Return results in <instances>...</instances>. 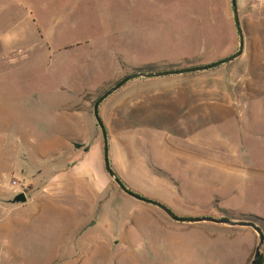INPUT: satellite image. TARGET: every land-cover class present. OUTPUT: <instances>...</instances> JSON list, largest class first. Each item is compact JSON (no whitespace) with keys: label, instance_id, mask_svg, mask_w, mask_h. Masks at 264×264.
<instances>
[{"label":"rangeland","instance_id":"1","mask_svg":"<svg viewBox=\"0 0 264 264\" xmlns=\"http://www.w3.org/2000/svg\"><path fill=\"white\" fill-rule=\"evenodd\" d=\"M238 5L240 57L147 80L152 90L168 83L164 120L147 105L149 90L131 93L140 78L100 105L114 171L178 216L264 220V0ZM239 45L232 0H0V240L9 264H250L253 228L174 221L125 193L104 159L103 181L101 152L100 169L87 156L93 176L68 175L104 142L94 104L110 87L136 69L206 65ZM22 192L27 202L13 203Z\"/></svg>","mask_w":264,"mask_h":264},{"label":"water","instance_id":"2","mask_svg":"<svg viewBox=\"0 0 264 264\" xmlns=\"http://www.w3.org/2000/svg\"><path fill=\"white\" fill-rule=\"evenodd\" d=\"M232 8H233V14H234V20L235 24L237 27V31L239 33L240 37V45L239 49L232 55L227 56L223 59H220L216 62L209 63L206 65H195V66H188V67H183V68H177V69H171V70H166V71H156V72H147V71H142L140 69H136L134 72L130 73L129 75L125 76L123 79L118 81L115 85L110 87L105 93H103L95 102L94 104V116L97 120L98 126L100 127L102 131V137L104 141V163H105V168L107 172L109 173L110 177L117 183V185L128 195L131 197L154 205L161 210H163L172 220L177 221V222H182V223H195V222H213L216 224H227L230 226H246V227H251L253 228L259 235V242L256 246L255 249V254L254 257L251 261L250 264H259L260 258L262 256V246L264 244V220L257 217V216H250L245 219H231L227 216H222V217H211V216H201V217H182L178 216L176 213H174L169 207L166 205L151 199L147 198L129 187H127L123 181L120 179V177L117 175V173L114 171L111 161H110V155H109V147H110V142H109V135L107 132V128L105 126V123L100 115V105L101 103L110 95H112L115 91L123 87L127 82L130 80L136 79V78H153V77H161V76H168V75H178V74H185V73H191V72H199V71H206L212 68H215L217 66H220L222 64L231 62L238 57H240L245 48V33L242 27V23L240 20V15H239V5H238V0H232ZM28 200L27 194L25 192L19 193L14 197L12 200L13 203H26ZM260 221L263 222L261 225Z\"/></svg>","mask_w":264,"mask_h":264},{"label":"crops","instance_id":"3","mask_svg":"<svg viewBox=\"0 0 264 264\" xmlns=\"http://www.w3.org/2000/svg\"><path fill=\"white\" fill-rule=\"evenodd\" d=\"M153 78H155V77H153ZM149 79H152V78H142V79L140 78V80H146V81H133V82H135V84L132 86L134 88L131 90V93L142 94V93H145L146 90H149V95H147L148 97L146 99L147 100L150 99L151 102H147V105H148V103H150V105H148V106H151V108L156 107V110H153L152 112H154V115L164 116L163 117V120H164L165 116L168 115L167 113H168L169 97H163V96H164V92L168 91V88H169V87H167L168 83H166V81H158V82H160L161 87L159 86L157 89L152 90L153 87L150 84H152L153 81L152 82L147 81ZM165 83H166V86H164ZM161 89H163V90H161ZM142 100H143V98H139L138 103ZM182 101H183V99L181 100V102ZM183 103L186 104L185 100ZM136 104H137V102H136ZM100 115H101V113H100ZM190 117L192 118L193 116L191 115ZM138 119H140L139 114L134 113V114L130 115L131 121L138 120ZM178 119H180V117ZM159 121L162 122V120H159ZM161 125H158V126L148 125V127H153V128L159 129L161 127ZM75 151L80 152L79 149H76ZM100 152H101V178L103 179V181H105V173H104L105 163L103 165V160H102V159H104V142L102 143V140H101V147H100V143H97L88 152H86V153L83 152L81 154V156L79 157V160L71 168H69L68 175L71 176L72 178H75V179H79V178L82 179L87 175L93 176L94 175L93 174V168L91 165L92 160L90 159V157L87 158V156L93 155L96 158L95 161L97 163V167H98V169H100V161L98 160L100 157ZM115 172L117 173V170ZM117 175H118V173H117ZM9 256H10L9 243L7 241L0 240V264H9ZM53 261L54 260L52 259V260H48L47 262H53Z\"/></svg>","mask_w":264,"mask_h":264},{"label":"trees","instance_id":"4","mask_svg":"<svg viewBox=\"0 0 264 264\" xmlns=\"http://www.w3.org/2000/svg\"><path fill=\"white\" fill-rule=\"evenodd\" d=\"M261 262H262V261L260 260V261H259V264H261Z\"/></svg>","mask_w":264,"mask_h":264}]
</instances>
